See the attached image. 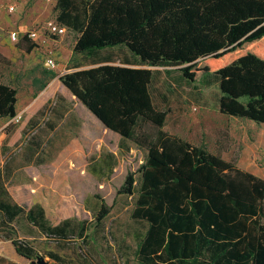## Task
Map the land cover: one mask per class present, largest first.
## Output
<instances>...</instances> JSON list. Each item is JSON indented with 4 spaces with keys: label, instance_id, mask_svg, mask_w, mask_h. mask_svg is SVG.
Segmentation results:
<instances>
[{
    "label": "trees",
    "instance_id": "obj_1",
    "mask_svg": "<svg viewBox=\"0 0 264 264\" xmlns=\"http://www.w3.org/2000/svg\"><path fill=\"white\" fill-rule=\"evenodd\" d=\"M54 3L55 22L76 36L74 55L90 57L89 62L110 60L102 53L123 47L141 65L176 70L185 83L208 76L219 84L221 114L264 125V0ZM16 46L26 53L35 48L26 39ZM152 75L150 69L101 65L59 76L122 144L131 142L145 152L136 175L128 174L118 190L134 198L131 218L144 225L143 232L134 234L135 263L264 264V180L203 144L164 131L169 110L152 104ZM16 103V89L0 82V119L14 118ZM107 214L101 205L96 223ZM20 217L57 239L70 234L84 238L89 228L85 221L51 225L40 204L25 207L0 196V226L12 229ZM3 238L22 258L37 257L29 241L11 232ZM49 257L60 260L54 253Z\"/></svg>",
    "mask_w": 264,
    "mask_h": 264
},
{
    "label": "rangeland",
    "instance_id": "obj_2",
    "mask_svg": "<svg viewBox=\"0 0 264 264\" xmlns=\"http://www.w3.org/2000/svg\"><path fill=\"white\" fill-rule=\"evenodd\" d=\"M11 4L15 9L10 12ZM54 7L45 0H0V82L17 91L16 116L0 119V179L5 189L0 196L20 206L40 204L51 225L85 221L89 228L84 238L70 234L57 239L27 226L20 217L12 229L0 226V264H33L37 259L16 254L11 241L3 238L7 232L29 241L37 256L50 264H137L134 234L143 232L144 225L131 218L134 198L118 190L128 174L136 175L145 152L131 142L122 144L97 124L55 79L70 68L90 64V57L73 54L74 33L67 32L56 48L54 69L46 67L41 49L26 53L16 46L19 41L9 38L12 31L56 21ZM117 55L123 57L121 51ZM168 71L161 91L157 75L151 85L152 97L163 96L164 109L169 110L163 130L203 144L264 180V125L221 114V93L213 78L185 83L176 70ZM49 72L57 76L50 79ZM147 131L155 132L149 126ZM101 205L108 214L97 224ZM50 253L60 260L51 259Z\"/></svg>",
    "mask_w": 264,
    "mask_h": 264
},
{
    "label": "crops",
    "instance_id": "obj_3",
    "mask_svg": "<svg viewBox=\"0 0 264 264\" xmlns=\"http://www.w3.org/2000/svg\"><path fill=\"white\" fill-rule=\"evenodd\" d=\"M65 36L63 37H59V38H56L55 40L49 42L46 46L42 47L41 50L42 52L46 55L47 51L51 52V57L53 59H55V54H56V48L57 47H61L62 44L64 43L65 41ZM36 49V47L34 48ZM39 49V48H38ZM122 52L123 53V57H119L117 55V52ZM103 55L105 56H111L112 58L110 60L106 58L104 59H100V60H96L94 62H90V64L87 66V67H74V68H70L69 70H67V73L68 72H71L73 70H84V69H90V68H94V67H98V66H101V65H113V66H120V67H130V68H136V69H150L152 72H153V75H152V82H151V85L153 83V80H154V77L155 75L158 76V86L162 83H166V79L165 77H162L163 75H165V73L169 72L168 68H160V67H148V66H145V65H141L140 63V60L138 57L132 55L129 51H127V49L123 48V47H116V48H113V49H110L109 51L105 52V53H102ZM56 60V59H55ZM59 76L61 75H58L55 79L57 81H59ZM53 81V80H52ZM52 81L51 83H49V85L52 84ZM60 82V81H59ZM61 83V82H60ZM62 84V83H61ZM151 85L149 87V92H150V96H151V99H152V104L153 106L156 108V109H164V106H163V101H164V97L162 96V98H160V100H157V99H154L152 97V94H151ZM170 86V84H168ZM173 86V84H172ZM171 86V87H172ZM173 88H171L172 90ZM67 90V89H66ZM159 91H161V88L159 86ZM69 92V91H68ZM70 93V92H69ZM71 94V93H70ZM72 95V94H71ZM73 96V95H72ZM74 97V96H73ZM75 98V97H74ZM76 99V98H75ZM78 102V101H77ZM80 103V102H79ZM81 104V103H80ZM82 105V104H81ZM83 106V105H82ZM85 108V107H84ZM87 110V109H86ZM16 111H17V107H16ZM88 111V110H87ZM91 116L94 118V120L97 122V124H99L102 128H104L105 130L109 131V132H112L110 130H108L90 111H88ZM113 134H115L116 136H118V138L120 139V136L114 132H112Z\"/></svg>",
    "mask_w": 264,
    "mask_h": 264
},
{
    "label": "built area",
    "instance_id": "obj_4",
    "mask_svg": "<svg viewBox=\"0 0 264 264\" xmlns=\"http://www.w3.org/2000/svg\"><path fill=\"white\" fill-rule=\"evenodd\" d=\"M45 2L54 3L55 0H45ZM8 9L10 12L13 11L15 9L14 4H11ZM67 32V28L57 22L46 21L20 32L12 31L9 34V38L14 42L26 39L33 43L36 49H41L56 38L65 36ZM45 65L48 69H54L56 67L55 59L51 57V52L49 51L46 53Z\"/></svg>",
    "mask_w": 264,
    "mask_h": 264
},
{
    "label": "water",
    "instance_id": "obj_5",
    "mask_svg": "<svg viewBox=\"0 0 264 264\" xmlns=\"http://www.w3.org/2000/svg\"><path fill=\"white\" fill-rule=\"evenodd\" d=\"M33 264H50L49 262L45 261L44 257L37 256L36 261H32Z\"/></svg>",
    "mask_w": 264,
    "mask_h": 264
}]
</instances>
